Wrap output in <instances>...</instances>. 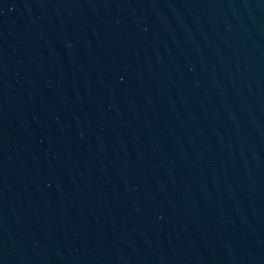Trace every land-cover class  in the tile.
<instances>
[{
    "label": "water",
    "instance_id": "water-1",
    "mask_svg": "<svg viewBox=\"0 0 264 264\" xmlns=\"http://www.w3.org/2000/svg\"><path fill=\"white\" fill-rule=\"evenodd\" d=\"M0 264H264V0H0Z\"/></svg>",
    "mask_w": 264,
    "mask_h": 264
}]
</instances>
